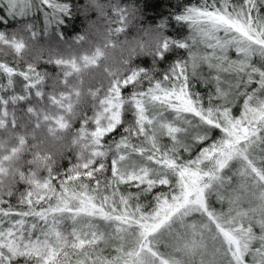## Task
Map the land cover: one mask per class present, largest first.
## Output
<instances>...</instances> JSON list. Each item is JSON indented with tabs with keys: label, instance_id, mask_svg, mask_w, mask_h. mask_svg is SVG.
Masks as SVG:
<instances>
[{
	"label": "snow or ice",
	"instance_id": "obj_1",
	"mask_svg": "<svg viewBox=\"0 0 264 264\" xmlns=\"http://www.w3.org/2000/svg\"><path fill=\"white\" fill-rule=\"evenodd\" d=\"M89 4L104 13L99 0ZM0 7L8 18L42 13L44 21L42 29L27 22L0 30V264H264V0H203L185 7L176 19L190 34L173 38L156 28L163 40L146 53L152 68L133 66L142 42L120 38L137 18L135 8L114 6L115 20L98 45L89 39L95 24L70 40L58 30L72 15L67 2L0 0ZM53 24L66 51L52 49L58 54L46 61L43 55L29 59V42L49 38ZM118 46L129 52L123 74L105 63L108 49ZM177 49L187 50V59L156 78L155 64ZM41 61L58 71H39ZM203 65L209 75L202 81L214 85L207 105L191 88ZM97 76L106 83L93 86ZM49 80L57 111L43 112L48 137L63 141L73 130L67 151L75 152L76 162L63 174H54L56 162L41 151L45 140L28 131L33 121L41 127L43 110L32 101L44 98ZM58 85L64 90L57 92ZM85 96L93 102L91 115L81 108ZM241 98L242 111L234 116ZM214 129L222 133L218 139ZM118 130L119 138L109 140ZM5 174L12 178L7 186ZM58 176L59 187L53 183ZM19 182L27 190L17 210L5 197ZM121 185L138 191L121 192ZM160 186L168 191L155 192ZM151 193L147 211L140 198ZM213 194L227 202V211L212 206ZM113 244L116 255L109 258L104 249Z\"/></svg>",
	"mask_w": 264,
	"mask_h": 264
},
{
	"label": "trees",
	"instance_id": "obj_2",
	"mask_svg": "<svg viewBox=\"0 0 264 264\" xmlns=\"http://www.w3.org/2000/svg\"><path fill=\"white\" fill-rule=\"evenodd\" d=\"M59 2H67L70 4L72 8V15L65 18L64 24L59 26V31H62L65 34L66 39H69L78 35V34H84L91 24H95L98 20H103L107 25H109V22L111 20H115V13L113 12V8L110 7L108 9L107 15L104 17H101L99 12L95 9L93 5L89 4V0H59ZM115 3L116 0H113ZM203 0H118L119 5L124 7H132L137 9V18L132 22V24L127 28L126 34H121V39H127L132 38L138 34L143 33L148 28H161L163 32L168 37L173 38H185L187 37L191 29L188 27L186 22H179L176 19V16L183 12L185 7H191V6H199ZM233 2H238V0H233ZM242 2V0H241ZM85 7L88 8V11L85 13L84 9ZM260 12L262 15H264V7L260 9ZM0 16H5V10L3 7H0ZM6 22H0V30L4 31H11L17 28L19 25L27 23V22H35L37 26L42 29L44 26L43 16L42 13H37L36 15H29L25 18H19L16 19L8 18L5 16ZM114 27L120 26L119 24H113ZM57 31V26L55 24L52 25V35L49 38H45L39 41L40 44L46 45L50 48H59L61 52H65V45L60 42L55 32ZM89 39H91V36L89 35ZM230 55L233 59L236 58L237 54L234 50L230 51ZM48 57V54L45 53L44 59L46 61ZM30 59V57H28ZM11 59V57H9ZM177 59H187V50H181L177 49L172 52H169L166 57L155 64V72L154 75L156 78H162V76L168 71L171 64H173ZM253 62L256 63L258 66L260 65V61L258 57L253 58ZM133 66H142L144 68H152L153 67V59L150 55H142L137 56L134 60ZM21 67H26L23 63L21 64ZM39 71H47L49 73H55L58 71L57 67L54 65H49L44 61H41L38 65ZM199 75L192 77L191 79V88L195 92L201 93V95L204 97V103L207 105L208 102V95L210 93H214V85L213 84H205L201 76L207 77L209 75V69L206 65H203L201 69L199 70ZM211 75H215L214 72L211 73ZM106 81L102 76H97L95 80L90 81V83L93 86L98 85L99 83ZM87 81H86V87H87ZM51 80L48 81V83L44 86L45 89V96L44 98L40 99L39 102L33 100L32 103L36 104V106L39 109H42L43 111L40 112L38 119L41 124L40 128H35L33 121L32 124H30L28 131L29 132H35L36 134V140H45V143L42 145L46 146L48 145L52 139L48 137L47 133V127L48 122L43 121V112L47 111L49 113H54L57 111L54 105H52L49 93L53 91ZM147 86V82L145 83V87ZM255 87V85H253ZM61 90H64L62 86L58 85L56 88V91L59 92ZM125 94H127L131 89H125ZM216 103H219L220 101H215ZM92 101L85 96L83 99V102L81 104V108H83L85 111H87L91 105ZM242 103L243 98L239 100V102L233 107V115L239 116L242 111ZM25 105H21V107H24ZM91 110L89 109V115H91ZM27 119V117L25 118ZM126 121H131L132 116L126 115L125 116ZM23 123V121H22ZM76 127H79V121L76 122ZM23 130V129H22ZM73 130H69L65 137L71 139ZM120 135V131L118 130L116 133L113 134L112 137H109L108 139H118ZM213 139H218L222 133L219 130H213L212 133ZM164 143H169V138L164 137ZM208 142H205L206 146ZM198 146L197 149L191 153V156L194 158V156L199 151ZM185 158L188 157V153L183 154ZM30 158V157H29ZM111 154L108 157V165H109V171L105 173V176L110 177L111 176ZM76 162V154L74 151H68L66 154V157L58 164L55 168V173L63 174L73 163ZM42 176H46V172L41 173ZM61 177L58 176L57 179L53 180L54 184H57V187H59L58 181ZM27 190V185L23 182H19L16 185V188L14 189V195L12 197H5L6 200H8L13 206L17 208V210L21 209V206L19 205V195L22 192H25ZM121 192H136L138 189L135 187H130L128 185H121L120 186ZM167 192L168 186H160L155 189V192ZM210 202L213 207H215L217 210H223L227 211V202L221 203L219 200H217L215 194L212 195L210 198ZM140 203L145 206V209L147 211H151V207L154 203V193L151 194H145L141 196ZM26 210V208L24 209ZM195 219H199L198 216L194 217ZM192 219V218H190ZM255 231L259 234V228L257 227ZM38 235V233H34V236ZM166 244L168 243L165 239ZM258 246V245H257ZM166 248L164 245H161V251H165ZM104 255L111 258L112 256L116 255L115 251V245H111L109 247H105L104 249ZM249 259L250 258H246ZM20 264H23V261H20Z\"/></svg>",
	"mask_w": 264,
	"mask_h": 264
},
{
	"label": "clouds",
	"instance_id": "obj_3",
	"mask_svg": "<svg viewBox=\"0 0 264 264\" xmlns=\"http://www.w3.org/2000/svg\"><path fill=\"white\" fill-rule=\"evenodd\" d=\"M99 3L104 6V13L100 14L101 17H104L107 15L108 9L110 7L118 6L120 8H129L132 7H124L119 5L118 0L114 3L113 0H99ZM134 21V20H133ZM107 28L108 25L103 20H98L95 23V27L91 30L89 35L91 36V41L98 45H103L106 38H107ZM132 44L139 45V43H143L144 45V51L138 52L136 54H133L131 59L134 61L137 56L147 55V52L153 51L157 49V47L161 44L163 40V36L160 32L156 30V28H148L143 33L138 34L132 38H127ZM29 52L27 53V56L32 58L39 57L41 55H45L47 53L48 55H55L58 54L57 52L52 51V49L47 47L46 45H42L39 42L33 43L29 42ZM109 53V59L105 62L106 65L113 71L118 72L119 74H123L124 71H126L127 65L123 63L125 59L129 58V52L127 46L121 50V47H117L116 49H108ZM70 147V139L66 138L63 141H56L53 140L46 146H43L41 151L47 152L51 154L52 159L56 162V165H58L67 154V149ZM75 147V146H71ZM75 153V152H74ZM12 178L5 174V177L3 179V183L7 186L9 183H11Z\"/></svg>",
	"mask_w": 264,
	"mask_h": 264
},
{
	"label": "rangeland",
	"instance_id": "obj_4",
	"mask_svg": "<svg viewBox=\"0 0 264 264\" xmlns=\"http://www.w3.org/2000/svg\"><path fill=\"white\" fill-rule=\"evenodd\" d=\"M163 142H164V138H163ZM166 241L168 242V239L166 238ZM166 244V242L164 241V244H162V245H165Z\"/></svg>",
	"mask_w": 264,
	"mask_h": 264
}]
</instances>
